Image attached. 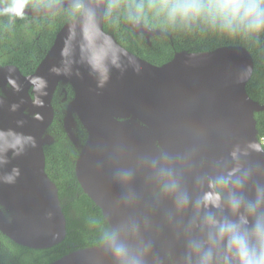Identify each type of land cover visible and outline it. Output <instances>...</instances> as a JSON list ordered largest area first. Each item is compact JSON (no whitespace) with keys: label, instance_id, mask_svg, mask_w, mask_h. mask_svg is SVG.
<instances>
[{"label":"water","instance_id":"95a60500","mask_svg":"<svg viewBox=\"0 0 264 264\" xmlns=\"http://www.w3.org/2000/svg\"><path fill=\"white\" fill-rule=\"evenodd\" d=\"M107 2L23 8L24 15L81 11L59 29L32 74L0 66L3 150L13 156L0 163V234L37 250L65 239L62 201L45 171L59 101L62 130L77 151L75 178L110 236L47 264H121L113 234L139 264H200L206 256L210 264H240L233 236L260 260L264 148L255 113L264 106L246 91L251 54L223 46L151 64L104 30ZM129 25L148 44L166 35L139 20ZM69 84L68 99L61 93Z\"/></svg>","mask_w":264,"mask_h":264},{"label":"trees","instance_id":"16d2710c","mask_svg":"<svg viewBox=\"0 0 264 264\" xmlns=\"http://www.w3.org/2000/svg\"><path fill=\"white\" fill-rule=\"evenodd\" d=\"M61 1L64 0H23L24 8H41ZM13 2L0 0V5L10 6ZM184 2L187 0H108L106 13L110 16L105 18L104 30L125 49L157 66L167 63L179 51L198 53L223 46H243L254 63L246 85L247 94L264 106V28L253 30L247 23L248 18H252L248 14L258 10L257 0H228L241 6L237 10L240 18L235 20H226L207 9L199 14L182 16L177 12L173 16V6ZM80 11L79 7H70L53 13L22 16L0 12V57L23 72L34 71L59 29ZM134 18L168 36H154L149 39L148 46L144 36L130 28L129 22ZM58 102H54L56 113L51 126L57 142L46 148L45 156L46 172L56 184L63 205L65 239L52 248L37 250L17 245L0 234V264H47L74 250L100 245L110 236L100 209L82 193L74 176L77 151L62 130L64 104ZM255 120L260 140L264 138V110L255 113ZM80 133L85 137L82 129Z\"/></svg>","mask_w":264,"mask_h":264},{"label":"clouds","instance_id":"9594fccd","mask_svg":"<svg viewBox=\"0 0 264 264\" xmlns=\"http://www.w3.org/2000/svg\"><path fill=\"white\" fill-rule=\"evenodd\" d=\"M255 6L258 9L257 16L256 18H248L247 23L249 28L258 31L261 27H264V0H257ZM239 7V5L229 3L228 0H208L207 3H203L201 0H187V2L175 4L172 8L171 14L174 16L177 12H179L182 16H188L190 14H199L202 10L207 9L212 14L219 15L226 20H235L240 18L237 11ZM23 8V0H14V2L3 11L6 14L22 16ZM170 187L175 189L176 185L172 184ZM221 235H223V231ZM231 246L236 249L240 257V264H264V256H262L260 260L250 257L246 245L241 247L235 236L232 237ZM113 252L117 259L121 261V264H139V261L129 260L127 248L122 244L115 243L114 234ZM200 264H210V256H206L202 259Z\"/></svg>","mask_w":264,"mask_h":264},{"label":"flooded vegetation","instance_id":"af4514ba","mask_svg":"<svg viewBox=\"0 0 264 264\" xmlns=\"http://www.w3.org/2000/svg\"><path fill=\"white\" fill-rule=\"evenodd\" d=\"M241 9V6L237 9V10H240ZM244 12H247V11H243L242 13H244ZM257 13H258V10H255V12L254 13H252L251 15L250 14H248V16H252V18H256V16H257ZM134 20H139V19H137V18H134L133 20H131L130 22H132V21H134ZM140 21V20H139ZM130 22H129V24H130ZM141 22V21H140ZM143 23V22H142ZM144 24V23H143ZM145 25V24H144ZM130 26V25H129ZM147 26V25H146ZM149 27V26H148ZM131 28V27H130ZM151 28V27H150ZM263 28L264 27H261L260 29H262L263 30ZM132 29V28H131ZM153 29V28H152ZM162 31V30H161ZM162 32H164V31H162ZM165 33V32H164ZM139 35H141V34H139ZM143 36V35H142ZM165 36H168L167 34L165 35ZM165 36H161V37H165ZM145 38V37H144ZM152 38V37H151ZM145 40H146V38H145ZM147 41V40H146ZM148 46H150V42H149V44L148 43H146ZM3 57H0V66H14V67H16L17 68V70L22 74V75H24V76H28V75H30V74H32V72H34L33 70L32 71H30V72H23L17 65H15V64H12V63H10L8 60H6V59H2ZM41 62V61H40ZM8 88V87H7ZM0 94H2V90H0ZM61 95L65 98H67L69 95H72V96H74V91H73V89H72V86L69 84L68 85V87H66V89H62V93H61ZM71 96V97H72ZM4 119H5V116H4V114H3V111L2 110H0V163L1 162H3V159L5 158V157H7V155H9V153L7 154L6 152H5V150H3V142H2V138H3V127H1V125H2V123L4 122ZM3 152H5L6 154H4ZM12 159H13V156L12 155H9ZM45 171H46V157H45ZM47 173V172H46ZM48 175V174H47ZM49 176V175H48ZM74 176H75V173H74ZM50 178V177H49ZM77 181V180H76ZM53 182V181H52ZM54 183V182H53ZM78 183V182H77ZM56 185V184H55ZM79 185V184H78ZM80 187V186H79ZM80 189H81V187H80ZM81 191H82V193H84L83 192V190L81 189ZM59 192V191H58ZM85 194V193H84ZM86 195V194H85ZM0 208L1 209H3L4 208V206H3V201L0 199ZM6 215H7V217H9V218H12V214H10V211L9 210H6V213H5ZM2 235V234H1Z\"/></svg>","mask_w":264,"mask_h":264},{"label":"built area","instance_id":"2783aa9c","mask_svg":"<svg viewBox=\"0 0 264 264\" xmlns=\"http://www.w3.org/2000/svg\"><path fill=\"white\" fill-rule=\"evenodd\" d=\"M260 142L262 143V145L264 146V138L260 139Z\"/></svg>","mask_w":264,"mask_h":264}]
</instances>
